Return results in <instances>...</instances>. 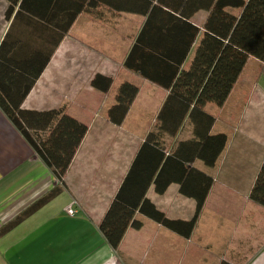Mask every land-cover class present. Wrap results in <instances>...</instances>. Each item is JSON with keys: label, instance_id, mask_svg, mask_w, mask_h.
I'll return each mask as SVG.
<instances>
[{"label": "crops", "instance_id": "1", "mask_svg": "<svg viewBox=\"0 0 264 264\" xmlns=\"http://www.w3.org/2000/svg\"><path fill=\"white\" fill-rule=\"evenodd\" d=\"M104 1L95 7L86 5L54 46L61 33L58 28L0 0V100L4 103L9 95L22 110H56L88 127L64 175L65 189L0 235V264H264V207L249 199L264 161V88L250 90L240 83L249 62L260 63L253 58L224 105L203 108L215 119L211 134L225 133L228 141L215 167L193 164L213 184L190 237L136 214L140 228H128L116 251L105 241L98 225L148 132H155V144L164 152L193 136L187 119L175 138L159 132L156 117L168 90L123 66L146 21L140 11L156 0ZM165 1L183 8L184 0ZM206 16L198 11L188 21L202 30ZM201 36L202 32L182 66L185 71ZM97 75L112 78L108 92L92 87ZM21 79L24 85L34 79L24 98V86L13 83ZM124 82L137 87L138 93L117 126L110 122L108 110ZM247 94L255 95L253 102L246 101ZM46 134L33 136L42 139ZM55 182L51 170L0 107V231L53 189ZM146 198L171 220L187 221L194 213V200L182 196L178 184L160 195L150 187ZM74 200L77 212L69 217L65 207Z\"/></svg>", "mask_w": 264, "mask_h": 264}, {"label": "trees", "instance_id": "2", "mask_svg": "<svg viewBox=\"0 0 264 264\" xmlns=\"http://www.w3.org/2000/svg\"><path fill=\"white\" fill-rule=\"evenodd\" d=\"M7 2L10 9L18 6L20 11L28 13L37 22L58 28L61 33L55 36L54 46L59 44L86 5L95 7L105 3L104 0ZM183 2V8L179 7L180 4L174 8L165 0H156L153 6L146 4L144 10L140 11L145 14L146 21L123 66L168 90L156 117L157 130L175 138L187 119L192 125L193 137L177 142L170 152H164L155 144V132H148L98 225L105 241L114 251L120 246L128 228H140V223L134 219L136 214L184 238L190 237L213 184L212 178L193 164L199 161L204 167H215L228 141L225 133L211 134L215 119L205 113L203 108L206 104L217 108L224 105L250 58L264 64V0ZM111 6L119 9L113 4ZM165 9L173 10V13ZM198 11L207 13L202 30L188 21ZM176 12L178 16L174 15ZM174 23H180L181 26H174ZM167 25L169 28H163ZM200 32L199 45L189 69L185 71L182 66ZM33 81L25 85L22 79L13 82L24 86L21 98L30 90ZM111 84L112 78L101 75L91 80L92 87L103 93L108 92ZM137 93L138 89L134 85L127 82L120 84L114 96L115 104L108 110L110 122L117 126L122 124ZM8 96H4V103L0 100L1 111L60 185L56 184L28 207L17 221L4 227L0 235L65 189L64 175L88 130L85 124L68 115H58L56 110H22L19 108L20 102H11L13 100ZM8 101L10 103L5 104ZM11 104L13 107H9ZM32 132L47 134L42 139H36ZM171 184H178L180 194L194 200L195 209L191 219L171 220L146 198L150 187L160 195ZM249 199L264 207V161L250 189Z\"/></svg>", "mask_w": 264, "mask_h": 264}, {"label": "rangeland", "instance_id": "3", "mask_svg": "<svg viewBox=\"0 0 264 264\" xmlns=\"http://www.w3.org/2000/svg\"><path fill=\"white\" fill-rule=\"evenodd\" d=\"M240 83L243 85V87H246V89L249 88L250 90L253 89L254 87H258V86H262V88H264V64L258 63V65L257 64L253 65V62H249L247 68H245V73H243V75L241 77ZM262 95H264V94H262ZM254 97H255V95L247 94L246 95V101H250L251 102ZM261 97H262V103H264V96H261ZM56 184H59V183L55 182V185ZM71 205L73 206V209L75 211L73 216H75V214L77 212L76 211V206L78 205L75 200L71 201V203L65 207V211L64 212H65L66 215H69L68 214V210H69V207H71ZM73 216L69 215V217H73Z\"/></svg>", "mask_w": 264, "mask_h": 264}, {"label": "built area", "instance_id": "4", "mask_svg": "<svg viewBox=\"0 0 264 264\" xmlns=\"http://www.w3.org/2000/svg\"><path fill=\"white\" fill-rule=\"evenodd\" d=\"M75 213L74 209H73V206L71 205V207H69V210H68V214L71 216H73V214ZM68 215V216H69Z\"/></svg>", "mask_w": 264, "mask_h": 264}]
</instances>
